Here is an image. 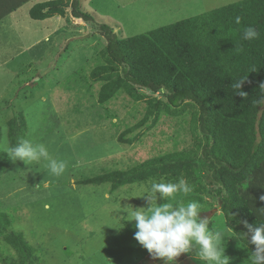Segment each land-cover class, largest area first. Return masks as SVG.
<instances>
[{
    "label": "rangeland",
    "instance_id": "obj_1",
    "mask_svg": "<svg viewBox=\"0 0 264 264\" xmlns=\"http://www.w3.org/2000/svg\"><path fill=\"white\" fill-rule=\"evenodd\" d=\"M48 1L31 0L0 21V211L12 222L9 230L20 233L33 248L38 264H151L154 260L133 239L135 222L126 221L128 217L117 220L126 215V206L146 207L145 200L136 197L148 183L110 192L106 184L76 182L189 148L190 111L180 117L160 115L154 126L148 128L147 123L123 137L134 138L133 144L119 143L118 135L142 118L145 105L123 92L103 105L97 103L98 84L87 77L106 41L72 18L70 8L63 17L29 18L34 5ZM240 1L79 0L83 12L121 39ZM139 92L153 96L146 89ZM18 113L26 122L24 139L45 144L53 158L65 161L63 174L53 175L45 162L24 165L7 159L6 122ZM191 195L178 193L171 202L177 205ZM202 197L209 199L210 207L201 206L199 216L209 219L210 230L225 232L224 255L231 264H248L235 261L244 249L219 212L211 213L216 200ZM14 258L15 252L0 237V264ZM176 264L204 262L192 253L182 254Z\"/></svg>",
    "mask_w": 264,
    "mask_h": 264
},
{
    "label": "trees",
    "instance_id": "obj_2",
    "mask_svg": "<svg viewBox=\"0 0 264 264\" xmlns=\"http://www.w3.org/2000/svg\"><path fill=\"white\" fill-rule=\"evenodd\" d=\"M30 1L0 0V21ZM67 8L72 18L100 32L106 41L98 54L99 62L87 77L91 84H98L97 103L103 105L123 92L131 101L145 105L142 118L121 132L117 141L131 145L135 139L124 140L125 135L147 123L148 128L154 126L160 115L180 117L188 111L193 141L189 148L126 170L84 177L76 184H106L114 192L152 180L177 182L183 177L193 185V195L182 202L196 201L210 207L203 195L214 198L217 205L220 200L218 212L223 223L244 249L235 261L254 264L255 246L249 243V229L264 224V201L259 199L264 195V104L256 102L264 96L259 88L264 82V0H242L124 39L108 25L94 22L81 10L79 0L36 4L28 16L34 21L63 17ZM237 16L241 17L240 24L235 23ZM249 26L259 32V37L246 41L242 34ZM242 78L246 79L241 89L246 98L231 87ZM26 128L21 113L6 122L9 147L24 139ZM255 130L259 137L256 153L241 171L234 172L232 169H238L250 155ZM11 223L0 211V237L16 254L10 264H38L23 236L9 230Z\"/></svg>",
    "mask_w": 264,
    "mask_h": 264
},
{
    "label": "clouds",
    "instance_id": "obj_3",
    "mask_svg": "<svg viewBox=\"0 0 264 264\" xmlns=\"http://www.w3.org/2000/svg\"><path fill=\"white\" fill-rule=\"evenodd\" d=\"M241 17L235 18V23L240 24ZM259 37V32L254 27L244 29L242 39L251 41ZM246 79L235 81L231 87L242 98L247 93L242 91V85ZM264 92V82L259 85ZM264 104V96L256 101ZM7 159L24 165L45 162L53 175L59 176L66 169V162L53 158L47 146L43 143H35L29 139H20L19 142L7 148L4 152ZM150 185V187H149ZM193 191V185L181 177L177 182L149 181L148 186L142 188L143 194L136 198H143L146 207L133 208L126 206L122 209L126 215L117 220L134 221L133 239L147 251L153 260H162L163 264H176V260L182 254L195 253L196 257L204 264H231L229 258L224 255L225 248L223 230H210L207 217L200 218L201 206L196 201L188 203L180 202L174 205L171 201L178 193L188 194ZM157 194H159L157 196ZM264 201V195L259 197ZM160 201L158 203L157 201ZM249 243L255 246L254 264H264V224L250 227Z\"/></svg>",
    "mask_w": 264,
    "mask_h": 264
},
{
    "label": "water",
    "instance_id": "obj_4",
    "mask_svg": "<svg viewBox=\"0 0 264 264\" xmlns=\"http://www.w3.org/2000/svg\"><path fill=\"white\" fill-rule=\"evenodd\" d=\"M255 136H256L255 144H254V146H253V148H252V150H251L250 155L246 158V160L242 163V165H241L238 169H232L234 172H239V171H241V170L244 168V166L250 161V159L255 155L256 150H257V148H258V146H259V137H258V135H257V130H255ZM220 207H221V201L218 200V205H217V207L214 208V209H212V210H211V213H216V212H218L219 209H220Z\"/></svg>",
    "mask_w": 264,
    "mask_h": 264
},
{
    "label": "crops",
    "instance_id": "obj_5",
    "mask_svg": "<svg viewBox=\"0 0 264 264\" xmlns=\"http://www.w3.org/2000/svg\"><path fill=\"white\" fill-rule=\"evenodd\" d=\"M151 264H155V260L151 262Z\"/></svg>",
    "mask_w": 264,
    "mask_h": 264
}]
</instances>
